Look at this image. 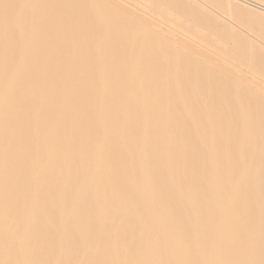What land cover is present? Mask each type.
I'll return each instance as SVG.
<instances>
[{
	"label": "bare ground",
	"instance_id": "bare-ground-1",
	"mask_svg": "<svg viewBox=\"0 0 264 264\" xmlns=\"http://www.w3.org/2000/svg\"><path fill=\"white\" fill-rule=\"evenodd\" d=\"M129 1L0 0V264H264V57Z\"/></svg>",
	"mask_w": 264,
	"mask_h": 264
},
{
	"label": "rangeland",
	"instance_id": "rangeland-1",
	"mask_svg": "<svg viewBox=\"0 0 264 264\" xmlns=\"http://www.w3.org/2000/svg\"><path fill=\"white\" fill-rule=\"evenodd\" d=\"M116 3H118L119 5L123 6L125 9L137 14L138 16H141L145 19H147L148 21H153V17L149 16V13L146 12L145 10H142L141 8H139L135 3L129 1V0H113ZM204 1V0H202ZM201 0H194V2L190 1V5H187L191 7V5L197 6V11L198 12H203V14L206 16H209V18H213L214 21H216L218 24L222 25L225 27V29H227V31L225 32V34H230L233 33L235 35L234 38H236L238 41H240L241 43H245L248 45V48L259 53L262 54V57H264V30L263 32L261 30H256L254 29L249 23H246L245 21L247 20V18H244V16L242 17L243 19H240L238 17V19L236 20L234 17H237L235 14L236 9H242L247 13H252L254 14L255 18L260 21L261 23H263L264 25V11H259L257 12V8L255 9V7L247 5L246 3L242 2L239 0V2L237 0H229L227 3H229V5H226V7H231L230 10L229 8H225L223 9V11L220 9H216V7L214 8L212 6V3H208L207 5H205L207 2L205 0V2L202 3ZM231 1V2H230ZM257 2L263 3L264 4V0H255ZM196 2V3H195ZM209 2V0H208ZM194 3V4H193ZM198 3H201L200 5ZM210 5V6H209ZM203 6V7H202ZM236 8H235V7ZM189 7V8H190ZM235 8V9H234ZM193 9V8H192ZM229 13H226L227 11ZM234 9V10H232ZM233 11V14H232ZM173 14H175L176 16H178L176 14V12L171 11ZM231 14V16H230ZM234 17H233V16ZM151 17V18H150ZM179 17V16H178ZM244 19H246L244 21ZM244 21V22H241ZM164 26V24H162ZM167 29V28H166ZM174 38L175 40H182L185 43H188L192 46H194L195 48H198L202 51H208V49L202 47L201 45H199L198 43H196L195 41L181 35V34H176L175 32L171 31L170 29L167 30ZM221 61H223L224 59H220ZM228 67H236L237 69L241 70L243 72L244 75L246 76H250L251 79H254L257 82H260L263 86H264V79L261 80L259 79L260 77L255 76L250 70L246 69V68H240V65H235L227 60H224ZM254 75V76H253Z\"/></svg>",
	"mask_w": 264,
	"mask_h": 264
}]
</instances>
